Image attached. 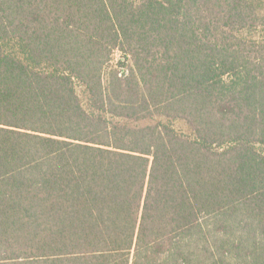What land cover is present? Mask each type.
I'll return each mask as SVG.
<instances>
[{"label": "trees", "instance_id": "obj_1", "mask_svg": "<svg viewBox=\"0 0 264 264\" xmlns=\"http://www.w3.org/2000/svg\"><path fill=\"white\" fill-rule=\"evenodd\" d=\"M0 264H264V0H0Z\"/></svg>", "mask_w": 264, "mask_h": 264}]
</instances>
